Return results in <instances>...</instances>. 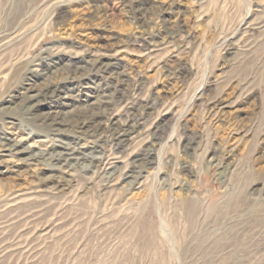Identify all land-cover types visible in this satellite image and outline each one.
Wrapping results in <instances>:
<instances>
[{"label": "rangeland", "instance_id": "374dc122", "mask_svg": "<svg viewBox=\"0 0 264 264\" xmlns=\"http://www.w3.org/2000/svg\"><path fill=\"white\" fill-rule=\"evenodd\" d=\"M56 1L0 0V38H14L0 49V125L25 146L51 145L42 115L28 120L7 99L66 73L61 61L29 78L47 50L106 52L117 71L100 73L59 116L92 111L105 76H119L125 107L102 116L152 108L118 155L129 164L152 148L161 164L140 187L76 173L59 190L41 164L0 157V264H264V0ZM139 36H153L157 50L141 54ZM17 193L26 198L11 205Z\"/></svg>", "mask_w": 264, "mask_h": 264}, {"label": "bare ground", "instance_id": "6f19581e", "mask_svg": "<svg viewBox=\"0 0 264 264\" xmlns=\"http://www.w3.org/2000/svg\"><path fill=\"white\" fill-rule=\"evenodd\" d=\"M56 2L57 6L66 3L65 0H57ZM142 8L139 9L143 11ZM250 12L251 10L248 9L247 17L250 16ZM140 15L138 16L140 17ZM153 38V36L152 38H136L135 42L139 43L141 54L148 56L157 50L158 44ZM13 40V37H1L0 49L6 47ZM47 51L42 52L43 55L42 58L39 57V61L32 62L31 67L28 68L29 78L44 76L42 70L51 69L54 66L56 68V65L62 64L61 61L64 62L66 73L59 79L49 80L45 84L25 83L19 90L10 95V98L7 99L9 103L7 106H11V103L17 104V110H20L28 120L34 119L36 113L41 114L39 125L47 133L46 137L52 138V143L46 148L33 149V147L25 146L22 140L12 138L2 127L3 125H0V157L13 156L25 164H41L43 168L51 171L50 176L56 181L55 188L59 190L71 186L70 183L76 173L86 175L101 173L108 184H113L114 181L121 178L122 182L125 181L127 184H133L135 187L142 186L148 173L147 167L159 166L161 157L155 155L154 149L146 148L141 152L134 153L131 156L130 163L125 164L121 155L118 154L128 149L130 143L136 138L137 132L143 124L145 125L146 115L150 113L151 101L148 102L146 99V103L138 105L141 108L139 114H128L126 118H124L125 113L123 114L122 111H113L108 114L107 118L105 115L102 116L103 113L101 112H105L107 107H112L111 110L114 106L115 108L117 106L120 110L125 107L119 105L125 101L124 93H122L123 88H120L121 84L119 85L117 81L119 76L115 79L111 76H105L110 80L106 81L104 92L97 97L98 102L96 103L98 105L96 108L71 118L59 116V113H65L61 110L62 107H71L75 98H79L83 94L87 95L86 90L93 88V83L99 78L101 79L100 73L103 72L105 75L108 72L117 71V69L112 60L114 56L106 52L93 53L94 58L90 55V58L82 59L76 51L70 53L65 51L66 57H61L62 51H64L61 47ZM131 103L133 102L131 101ZM44 107L53 110L40 112ZM126 108L128 109V107ZM66 112H69V110ZM4 118H6V121L2 120L5 123H16L11 113H8ZM169 139H173L172 136H169ZM108 141L116 151L114 154L104 151V146L102 147V143L105 144ZM210 160L213 162L219 161L214 156ZM6 161L5 158L0 159V166ZM119 163H122V166ZM3 172L5 171L0 167V173ZM262 190L264 193V188ZM24 197H22V194L21 196L16 195L12 198L10 204L16 205L22 201L21 198H26ZM4 255V251H0V261Z\"/></svg>", "mask_w": 264, "mask_h": 264}]
</instances>
